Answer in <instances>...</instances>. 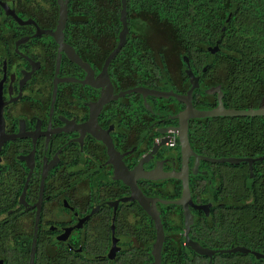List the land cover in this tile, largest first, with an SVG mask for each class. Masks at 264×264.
<instances>
[{
    "label": "flooded vegetation",
    "instance_id": "1",
    "mask_svg": "<svg viewBox=\"0 0 264 264\" xmlns=\"http://www.w3.org/2000/svg\"><path fill=\"white\" fill-rule=\"evenodd\" d=\"M133 1L126 0L125 42L106 66L123 30L121 0H0L2 264H23L26 252L28 264L35 231V260L43 251L88 264L126 254L153 263L157 231L135 198L139 193L159 213L161 263L175 264L199 256L185 247L184 207L168 203L181 200L185 182L189 238L202 247L206 224L219 225L221 205L236 198L239 182L252 189L261 162L250 169L247 162L220 160L264 156H251L264 145L259 140L254 147L252 119L264 116L185 121L187 103L165 96H188L190 70L198 78L187 101L194 110L211 111L219 101L236 111L264 104L261 96L254 101L259 89L252 77L246 87L221 81V61L235 54L223 38L233 12L207 45L201 37L174 35ZM240 118H249L245 137Z\"/></svg>",
    "mask_w": 264,
    "mask_h": 264
},
{
    "label": "trees",
    "instance_id": "2",
    "mask_svg": "<svg viewBox=\"0 0 264 264\" xmlns=\"http://www.w3.org/2000/svg\"><path fill=\"white\" fill-rule=\"evenodd\" d=\"M138 7L145 10V16L152 15L159 26H169L174 35L189 36L191 42L211 44L217 28L223 26L225 15L231 11L233 15L228 22L224 41L229 52L235 51L224 58L220 65L223 68L221 81L239 82L241 86L253 79L256 89L255 102L264 97V0H134ZM137 7V8H138ZM222 22L217 24V18ZM215 67V64L212 65ZM230 89V88H229ZM243 120L242 134L245 137L247 121ZM254 147L261 146L259 140H264V118H254ZM243 137V138H244ZM240 139L238 136V143ZM264 154V145L255 150L251 156ZM250 156V155H249ZM255 179L251 191L239 182L236 198L222 203V215L219 225L206 224L203 246L206 248L229 249L235 246H245L248 249L264 254V162L257 163L254 168ZM243 198V199H242ZM133 255L126 254L118 258L117 262L108 264H139L133 260ZM81 259V258H80ZM67 252L43 253L38 251L35 264H88ZM27 252L23 264H27ZM141 260V259H140ZM168 259L167 264H173ZM169 261V262H168ZM97 262V263H96ZM102 261H94L93 264ZM141 263V262H140ZM22 264V263H21ZM175 264H207L206 258L194 255L189 258L183 256ZM213 264H264L263 260L255 261L249 254L215 255Z\"/></svg>",
    "mask_w": 264,
    "mask_h": 264
},
{
    "label": "water",
    "instance_id": "3",
    "mask_svg": "<svg viewBox=\"0 0 264 264\" xmlns=\"http://www.w3.org/2000/svg\"><path fill=\"white\" fill-rule=\"evenodd\" d=\"M232 13V12H231ZM231 13L228 15L227 20L224 22V26L221 31H224L225 26L227 22L230 19ZM67 18L66 15V7L63 5L61 8L60 12V22L63 24ZM120 19L123 24V30L120 33L119 36V42L117 44V47L114 49V51L109 55L108 59L106 60V66L107 64L113 59V57L118 53L119 49L122 47L123 43L125 42L126 39V0H121V14H120ZM210 50V49H209ZM216 50L212 49L210 50L211 55L213 52ZM187 75L190 78V83H191V89L188 92L187 97H182V96H177L174 93H167L165 94L166 97L169 96H174L176 97L179 101H184L187 103V112H185V121H187L188 118H196V119H203V118H208V117H255V116H264V104H261L259 108L257 109H251V110H226L223 108L222 104L219 101V105L216 109H213L211 111H198L192 109V106L190 104L191 101V94L198 87V78L194 77L192 72L190 70H187ZM154 95L156 96H164V94L161 93H156L154 92ZM221 96V94H220ZM220 98V97H219ZM188 100L189 103L187 102ZM182 146L183 149L188 152L189 150V145L187 138L184 137L182 140ZM190 152V150H189ZM221 162H228L231 164H238L240 162H247L250 165V169H252V164L254 162H263L264 161V156H261L259 158L253 159V160H244V159H223L220 160ZM253 181V173L252 170H250L249 173V178L246 182V187L250 188L251 183ZM137 201L139 202L140 206L142 209L150 216V218L154 221L155 228H156V240L152 245V256H153V263L151 264H162L161 263V250L163 247V242L165 238V234L162 229V224L161 220L159 217V213L154 206V201H151L150 199L145 198L141 193L135 196ZM150 202H152V206L150 207ZM165 203V202H163ZM169 204H175V205H182L184 207V218H185V247L191 249L194 253H196L199 256L202 257H207L209 260V264H212V258L214 255H231V254H249L252 255L255 259V261L263 260L264 261V254L256 252L254 250L248 249L245 246H235L233 248L229 249H216L212 250L209 248L202 247L199 243L193 242L189 238V228L190 225L192 224L193 221V216L190 213V210L188 208L189 205H191V199H190V193H189V188L187 185V182L184 183L183 185V194L182 198L180 201L176 202H168ZM198 208V207H196ZM198 209H204L203 207H199ZM116 252L115 249V242H113V246L110 249L108 255L106 258H113L114 254ZM35 253H36V231L33 235L32 243H31V248H30V253H29V262L28 264H34L35 262ZM0 264H2V261H0Z\"/></svg>",
    "mask_w": 264,
    "mask_h": 264
}]
</instances>
